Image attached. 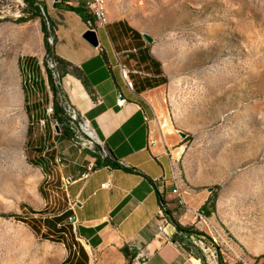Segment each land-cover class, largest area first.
I'll list each match as a JSON object with an SVG mask.
<instances>
[{"label": "rangeland", "instance_id": "1", "mask_svg": "<svg viewBox=\"0 0 264 264\" xmlns=\"http://www.w3.org/2000/svg\"><path fill=\"white\" fill-rule=\"evenodd\" d=\"M106 9L152 37L167 67L172 176L187 194H208L228 240L217 237V263L264 259V0H107ZM28 12L22 0H0V264H56L59 245L38 226L69 205L51 136L25 109L21 57L44 61L47 44L39 17L14 21Z\"/></svg>", "mask_w": 264, "mask_h": 264}, {"label": "crops", "instance_id": "2", "mask_svg": "<svg viewBox=\"0 0 264 264\" xmlns=\"http://www.w3.org/2000/svg\"><path fill=\"white\" fill-rule=\"evenodd\" d=\"M37 1L54 25L52 51L71 64L58 80L60 91L102 144L95 150L82 149L70 137L56 133L54 147L62 160L58 175L66 181L65 186L61 182L63 198L69 204L75 202L73 208L68 205L53 217L43 218L38 226L40 235L49 234L59 245L56 264H203L177 243L171 222L163 232L159 230L155 189L164 188L169 211L184 226L194 227L192 210L202 209L211 216L212 206L207 193L189 195L178 184L184 201L179 204L171 191L173 169L167 139L173 141L174 136L163 116L170 77L153 43L128 17L114 10H107V22L101 24L92 16L85 21L65 8L66 4L85 8L87 0ZM88 28L96 30L97 46L82 38ZM121 66L129 70L131 88L126 86ZM20 71L31 118L47 117L52 94L43 61L34 54L25 55ZM120 94L125 98L122 105L117 104ZM148 127L154 130L153 144ZM101 149L108 156L103 157ZM90 162L95 169L83 178ZM124 247L132 254L130 260Z\"/></svg>", "mask_w": 264, "mask_h": 264}, {"label": "trees", "instance_id": "3", "mask_svg": "<svg viewBox=\"0 0 264 264\" xmlns=\"http://www.w3.org/2000/svg\"><path fill=\"white\" fill-rule=\"evenodd\" d=\"M22 1L29 9L28 15L19 16L14 21H16V22H25V21H28L29 19L33 18V17H39L40 18V26H41V30L43 32L44 40L47 43L46 44V48H45L46 56L44 58L43 64L45 66V70H46V73H47V81H48V84H49V87H50V90H51V94H52V98H51L52 111H51V113H47V117L44 116V117H42L40 119L44 121V124L42 125V127L44 129V132H45L44 135L46 136V132H47L48 136L49 137L51 136L50 137L51 138V146L47 150L52 151L54 153V155L56 156L57 155V151H56V149L54 147V141H55V137L57 136V134L53 133V131L55 130V125L57 124L59 126V128L61 130L60 134L65 135L66 137L70 136V130L68 129V126H67L68 123H69L68 117L64 114L62 106H61V104H60V102L58 100V96H59L60 93L62 94V92L60 91L59 84L56 83V78H54V76H53V71L58 70V69L60 70V72L58 71V73H59L58 80H59L60 77L63 75V73H65L67 71V67L71 66V64L68 63L67 61L63 60L62 58H59L58 56H56L54 54V52L52 51V47H51L52 45L50 46L48 44V41L50 39L49 32L53 36L54 25H53L52 21L49 19V17L45 13V6L43 4H41V3H39L37 0H22ZM54 4L56 5L57 2H55ZM65 8L74 11L75 13H77L85 21H89L91 19V15H90L89 11L86 8L74 7V6H71V5H68V4L65 5ZM3 19L7 20L9 18L3 17L2 20ZM53 42H54V37H53L52 43ZM47 57H51L54 61H56V66L53 69L48 66ZM72 72L76 76H78L80 79H82L81 72L77 68L72 66ZM23 91L25 93L24 84H23ZM24 101H25V109H26V111L28 113L29 119L31 120V119H33L35 117L31 118L30 109H29L26 97L24 98ZM35 109L37 110L38 107L34 108V110ZM36 118L38 119L39 117H36ZM40 119H38V120H40ZM33 124H34V122L30 121L29 126H28V130H27L28 134L33 132V129H32V125ZM51 133H53V135H51ZM28 143H29V140L27 141V144ZM33 149L35 151H37V147H35ZM46 151L41 153L42 156H40V155L38 156V158L41 160V162L44 161V159L41 158V157L44 156ZM113 164H115V163H113ZM39 166L41 167L42 170H44V166H42L41 164ZM39 191L42 194V191H41L40 188H39ZM155 192L157 194V199H158V202H159V206H165L166 207V210H165L166 214L168 215V217L170 219V222L175 226L176 233L178 235V242H180V244L183 243V244H181V246L185 250L196 254L198 257H200L203 260V264H206L201 252L199 250H197V249H193L190 246L189 241L184 237V236L187 237L190 234H197L198 231L196 230V228H194L192 225H187V226L185 225L184 226V225L180 224L178 222V220L169 211V209H168V207L166 205V202H165V200H164V198L162 196L163 194H161L158 191V189H155ZM28 209H29L31 214L42 215L40 209L39 210H33L32 208H28ZM18 217H19L18 218L19 220L23 221L20 218V216H18ZM27 224L31 227V229L34 232L37 233V230L33 227V225H30L29 223H27ZM179 232H181V234H179ZM206 239L211 241V238L208 236L207 233H206ZM217 249H219V248L217 247ZM123 252L126 255L127 259L130 260V258L132 257V254L129 251V249L127 247H124L123 248ZM219 262H220V264H224L221 260Z\"/></svg>", "mask_w": 264, "mask_h": 264}, {"label": "built area", "instance_id": "4", "mask_svg": "<svg viewBox=\"0 0 264 264\" xmlns=\"http://www.w3.org/2000/svg\"><path fill=\"white\" fill-rule=\"evenodd\" d=\"M95 7H102V14H100V21H97L101 24H105L107 22V10H106V0H87L85 3V8L89 11L90 15L93 17V12H95ZM52 42V40H50ZM50 67L54 68L56 66V61H54L51 57H49ZM48 63V60H47ZM120 72L122 77L125 80L126 86L128 88L132 87V81L128 78L129 70L125 66L120 67ZM54 78L59 77L58 71H53ZM58 84V81H56ZM59 96L64 98L63 94H59ZM63 102L65 104H61L64 114L68 117V129L71 132V141L79 146L82 149L95 150L97 147L102 146L99 139L96 137L92 127L89 122L86 121L77 110L71 106L64 98ZM125 102V98L122 94L119 95L117 99V104L122 105ZM148 138L149 143L153 144L156 140L154 136V130L148 127ZM102 156L105 157L107 152L104 149H101ZM56 158L61 161L60 155H56ZM95 169V164L90 162L87 166V170L82 174L83 178H87L91 171ZM103 183L101 186H105ZM65 186V185H64ZM158 191L163 194L165 192L164 188L158 189ZM172 193H174L178 199L179 204H183V197L180 192H178L175 188H172ZM75 202H70L69 207L73 208ZM166 207L159 206L158 210V220H159V230L164 231L165 225L170 222L168 215L166 214ZM199 212H205L202 209L192 210L194 221H197V234H190L189 236H184L190 243V246L193 249H197L201 252L206 264H218V249L212 244V241L206 239V231L208 230V226L199 221ZM181 234V232H179ZM179 245L183 244L177 241ZM223 253V252H222ZM145 259V256L142 255V260ZM235 261V260H234ZM235 263H239L235 261ZM264 264V263H259Z\"/></svg>", "mask_w": 264, "mask_h": 264}, {"label": "bare ground", "instance_id": "5", "mask_svg": "<svg viewBox=\"0 0 264 264\" xmlns=\"http://www.w3.org/2000/svg\"><path fill=\"white\" fill-rule=\"evenodd\" d=\"M100 14H102V7H95V12H93V19L96 21H100ZM42 124H44V121H42ZM69 137L71 139V132H70ZM55 160L57 162H60V160H58L57 158ZM172 181H173V185H174L173 188H175L178 192H180V189H179L178 185L176 184V182L174 181V178H172ZM199 221L208 226V230H210V231L206 232V233L211 238L212 244L215 247H217V242L219 239H221L222 241H224L226 243L224 236L218 231L217 227L213 223V220H211V216H209L205 212H199ZM194 227L197 228V221H195ZM217 237L219 239H217ZM236 258L239 261V263H242V264L264 263V259L261 260V259L256 258V257H244V256L236 255Z\"/></svg>", "mask_w": 264, "mask_h": 264}, {"label": "water", "instance_id": "6", "mask_svg": "<svg viewBox=\"0 0 264 264\" xmlns=\"http://www.w3.org/2000/svg\"><path fill=\"white\" fill-rule=\"evenodd\" d=\"M82 38L84 40H86L89 44H91L92 46H97L99 41H98V37H97V32L95 29L92 28H88L86 29L83 33H82ZM144 38L149 41L152 42V37H150L147 34H144ZM61 130L59 128V126L56 124L55 125V133H60ZM181 135L183 136L184 134L181 133Z\"/></svg>", "mask_w": 264, "mask_h": 264}]
</instances>
